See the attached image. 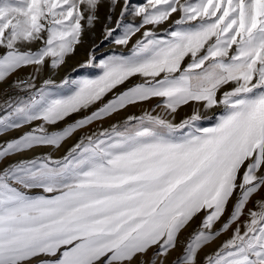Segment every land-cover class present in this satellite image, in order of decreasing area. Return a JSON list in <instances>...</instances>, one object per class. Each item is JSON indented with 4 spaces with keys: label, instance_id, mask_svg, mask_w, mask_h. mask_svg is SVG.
Listing matches in <instances>:
<instances>
[{
    "label": "snow or ice",
    "instance_id": "obj_1",
    "mask_svg": "<svg viewBox=\"0 0 264 264\" xmlns=\"http://www.w3.org/2000/svg\"><path fill=\"white\" fill-rule=\"evenodd\" d=\"M98 3L0 0V47L7 49L0 55V81L45 58H51L52 67L62 64L80 42L81 22L86 18L92 25L96 19ZM124 4L121 16L129 0ZM133 10L142 23L127 25L115 38L117 45L128 44L144 25L180 16L166 38L145 30L131 55L101 60L95 78L63 81L70 86L68 95L54 96L46 87L54 82L46 80L38 99L8 104L0 132L34 120L55 124L129 77L139 74L144 82L62 130L48 132L41 124L9 141L0 148V159L36 145L58 147L76 129L154 97L163 98L170 114L190 101L203 102L205 109L223 105V114L212 127L202 128L198 110L179 123L145 112L82 138L60 160L46 156L5 168L0 173V264H28L40 255L52 257L42 264H124L158 245L156 264L175 247L192 217L208 209L174 262L195 264L198 250L219 235L213 224L234 190L239 187L240 196L220 231L264 186V175H257L264 169V0H146ZM114 31L106 28L105 38ZM37 40L43 46L36 51L18 47ZM189 55L191 62L183 66ZM93 60L90 53L82 67ZM230 83L235 87L218 98V90ZM16 86L31 85L17 81ZM34 188L51 195L26 191ZM257 204L258 210H249L245 230L237 228L207 264H264V201Z\"/></svg>",
    "mask_w": 264,
    "mask_h": 264
},
{
    "label": "rangeland",
    "instance_id": "obj_2",
    "mask_svg": "<svg viewBox=\"0 0 264 264\" xmlns=\"http://www.w3.org/2000/svg\"><path fill=\"white\" fill-rule=\"evenodd\" d=\"M146 0H129V6L127 11L123 16H121V11L124 10L125 4L124 0H116L113 4L112 0H99L97 9L95 10L96 19L93 21L92 25H88L87 19L85 18L82 23V33L80 37V42L74 46L73 52L65 56L64 62L57 67H52L51 58H45V61L41 65H28L20 67L11 74L10 77L7 76L8 81L6 84L10 86L5 87L2 90L9 89L17 81L20 82H33L36 84L35 89L32 91L31 96L25 99H20V96L13 94L11 98L13 103L19 100H28L30 98H39L37 95V90L44 86V81L51 80L54 83L46 86L48 90L54 94V96H64L70 93V86L68 84L62 83L67 80H77L82 78L93 79L101 74V69L98 67L101 60H105L111 56H129L132 53L133 46L138 40L143 38V33L145 30H150L156 33L158 36L167 37L170 31L175 30V21L179 19V13H173L167 21H164L157 25H144L139 32H136L130 39L129 43L126 45H117L114 43L116 37L120 36L124 28L129 25L139 26L142 23V17L136 16L134 14L133 6L143 5ZM195 2V0H193ZM89 13L85 12V16ZM111 17V19H109ZM120 21L119 27L117 26V21ZM195 23V22H191ZM115 29L111 37L105 38V29ZM46 33L43 34L46 39ZM43 46V40H37L31 43H22L18 47L21 51H36ZM6 48L0 47V55L5 54ZM92 54L94 60L92 65L82 67L85 61L89 59V54ZM230 54H234V49L230 50ZM191 56H186L182 65L186 66L191 62ZM55 69L54 71L60 70L59 77L48 75L47 72L50 69ZM39 69V70H37ZM13 80V81H12ZM145 80L139 74L129 77L122 84L116 86V95L126 91L127 89L133 87L136 84L143 83ZM232 87H235L234 83H230L220 90H218L217 96L222 97L225 91H229ZM0 89V91H2ZM115 92V91H114ZM114 92L103 96L100 100L94 102V104L89 105L87 108H83L75 113L70 114L64 119L57 121L55 124H46L42 120H34L29 123L21 125L19 128L8 129L7 131L0 132V148L5 146L9 141L18 139L20 136L24 135L26 132H31L33 129L37 128L39 125L44 124L45 129L48 132H55L64 129L68 125L73 124L75 121L80 120L97 109L107 104L114 97ZM163 98L154 97L147 101L136 102L127 105L123 109L112 113L110 116L104 117L102 119L94 120L90 124H87L85 129L78 128L70 136L65 138L61 144L56 146L51 145H36L31 149H27L21 152L12 153L7 157L0 159V173L3 172L5 168L11 165L18 164L21 161H30L37 158L50 157L52 160H60L65 155L68 154L69 150L73 148L74 145L79 143L82 138L91 136L94 133H99L105 129H111L113 124L122 125L129 116L139 117L145 112H150L153 115L166 116L168 119L173 120L175 123H179L184 118L191 116L194 110H198L201 115V119L197 122L198 127H212L216 122L217 118L223 114V105H217L211 109H205L203 102L190 101L186 105H182L177 109L175 113H167L162 107ZM7 114L2 112L0 117L6 116ZM259 171V170H258ZM240 177L243 175V169L240 171ZM257 175H264V169H261ZM14 183V182H13ZM239 183V180H238ZM30 195L44 194L42 189L34 188L26 190ZM240 196V189L237 187L233 194L229 197L225 204V208L221 216L214 222L212 231L219 232V235L215 236L213 240L203 245L197 252L195 258V264H207L206 258L212 256L221 245L230 239L237 228L241 232L245 230V224L249 221V210H258V201H264V186L257 190L246 203L242 214L238 217L236 221L229 225L228 229L220 231L223 225L229 220ZM208 209H203L196 213L192 219L180 230L177 234V239L175 247L170 249L167 255L163 257H157L156 264H174L176 259L183 254L184 248L194 233H196L203 223L204 217L209 214ZM159 251L158 245H153L149 247L145 253L137 254L133 259L125 261L124 264H152V258L155 253ZM52 257L46 255H40L32 258L28 264H42V262L50 261Z\"/></svg>",
    "mask_w": 264,
    "mask_h": 264
},
{
    "label": "built area",
    "instance_id": "obj_3",
    "mask_svg": "<svg viewBox=\"0 0 264 264\" xmlns=\"http://www.w3.org/2000/svg\"><path fill=\"white\" fill-rule=\"evenodd\" d=\"M31 93V89H24L23 87H18L16 86V83H14L11 88L0 91V114H2V112L8 114V112L11 110L8 107V104L13 103V99L11 98L13 94L25 99L30 97Z\"/></svg>",
    "mask_w": 264,
    "mask_h": 264
},
{
    "label": "crops",
    "instance_id": "obj_4",
    "mask_svg": "<svg viewBox=\"0 0 264 264\" xmlns=\"http://www.w3.org/2000/svg\"><path fill=\"white\" fill-rule=\"evenodd\" d=\"M8 77H10V76H8ZM9 79V78H8ZM8 79H7V77L5 78V80H3V81H0V89L2 90V89H4L5 87H8V86H10V84L12 83V82H10L9 84H6V82L8 81ZM13 81V80H12ZM23 84H25V85H31L30 87H23L24 89H31L32 91L35 89V87H36V84H34L33 82H23ZM116 87L115 88H113L112 90H110L109 92H107V93H105V95L104 96H106V95H108L109 93H112V92H114V95H113V97H116L117 95H116ZM20 99H23V98H20ZM94 104V103H93ZM49 125V124H48ZM86 127H89V126H83L82 128H86ZM82 128H80V129H82ZM259 172H261V170H259L258 172H257V174L259 173Z\"/></svg>",
    "mask_w": 264,
    "mask_h": 264
},
{
    "label": "bare ground",
    "instance_id": "obj_5",
    "mask_svg": "<svg viewBox=\"0 0 264 264\" xmlns=\"http://www.w3.org/2000/svg\"><path fill=\"white\" fill-rule=\"evenodd\" d=\"M55 70V69H54ZM52 68L50 70H48L47 74L48 75H51V76H56V77H59V73H60V70L58 71H54Z\"/></svg>",
    "mask_w": 264,
    "mask_h": 264
}]
</instances>
